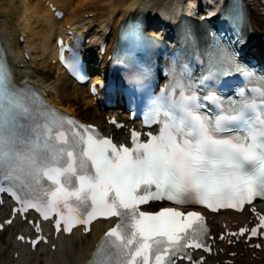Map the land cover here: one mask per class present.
Wrapping results in <instances>:
<instances>
[{
    "label": "snow or ice",
    "instance_id": "1",
    "mask_svg": "<svg viewBox=\"0 0 264 264\" xmlns=\"http://www.w3.org/2000/svg\"><path fill=\"white\" fill-rule=\"evenodd\" d=\"M227 11L238 18L239 0H233ZM127 35L141 39L137 27ZM206 59L202 81L232 72L251 80L234 53L218 41L206 51ZM252 91L259 103L220 105L218 114L209 118L198 111L202 105L190 86L176 80L171 93L158 98L147 116L149 123L161 125L158 134L141 143L134 132L129 148L76 125L54 109L29 107L13 90L7 67L0 63V189L11 187L25 210L35 208L44 219L55 213L60 217L55 224L58 232L61 222L70 233L77 224L117 217L119 222L105 233L90 264L191 260L186 248L209 251L203 242L208 231L204 217L171 207L150 213L140 206L167 199L178 205L199 203L212 211L242 210L256 197L264 199V79ZM44 179L55 186L50 199L35 194ZM73 198L75 214L64 215L59 204L68 207ZM257 215L264 228V215ZM246 231L241 228L239 234ZM251 234L256 236L257 228Z\"/></svg>",
    "mask_w": 264,
    "mask_h": 264
},
{
    "label": "bare ground",
    "instance_id": "2",
    "mask_svg": "<svg viewBox=\"0 0 264 264\" xmlns=\"http://www.w3.org/2000/svg\"><path fill=\"white\" fill-rule=\"evenodd\" d=\"M49 1L65 12L62 20L58 21L52 16L45 5L46 0H0L1 32L5 36L9 50L14 56L13 61L18 68L19 65H23L22 68H19L20 72L47 91L54 105L59 106L68 114L80 116L79 118L83 117L87 123L108 128L102 117L103 113L97 108L92 111L85 107H83V111L78 109L79 97H82L85 106L91 105L87 89L70 82L57 65L51 64L54 37L64 32L66 25L78 23L82 25L83 30L96 25L92 31L98 37L103 36L102 30L106 31L108 27H111L110 38H113L117 34L120 21L128 16L134 19L141 14L155 24L163 22L169 24L171 14L174 13L171 11L173 7H177V12H187L185 10L187 8H182L180 0ZM245 1L258 36L264 35V0ZM89 14L91 17L85 19L84 15ZM113 17L114 19L110 25ZM20 36L25 38L23 44L19 43ZM23 49L29 53V60L24 59ZM53 72L55 73V79L52 80L51 75ZM81 111L85 117L80 114ZM115 134L123 137L122 132H116ZM240 217L229 213L223 220ZM243 219L245 220L246 217ZM106 225L99 222L93 226L90 234L86 236L74 232L67 238L59 239L57 249L54 252L39 248L36 253L30 254L19 250L18 258L14 260L11 257V254L17 251L14 247V237L22 226L17 223L6 230V245H1L0 253H3L6 247L10 248V252L1 259L0 264H79L83 261L84 255L90 250L95 237ZM221 246L223 247V245ZM256 256L257 259L248 261L246 264H264L262 254L256 253ZM240 260L238 264H240Z\"/></svg>",
    "mask_w": 264,
    "mask_h": 264
},
{
    "label": "rangeland",
    "instance_id": "3",
    "mask_svg": "<svg viewBox=\"0 0 264 264\" xmlns=\"http://www.w3.org/2000/svg\"><path fill=\"white\" fill-rule=\"evenodd\" d=\"M36 25H37V24H36ZM37 62H38V61H37ZM51 76H52V80L55 79V78H54V77H55V73H54V72H53V74H52ZM81 98H82V97H79V101H78V102H79V103H78V105H79V108H78V109H79V110L84 109L83 107H85V108H87V109H89V110H91V111H92L94 108H96L95 106H92V105H89V106L86 105V106H85V102H84ZM80 102H81L82 104H83V103H84V104L82 105ZM87 106H88V107H87ZM96 110H97V109H96ZM82 111H83V110H82ZM82 111H81V113H80L81 115H83V114H82ZM102 113H103V116H102V117L104 118L106 112H102ZM83 116H84V115H83ZM79 117H80V116H79ZM84 117H85V116H84ZM81 118L84 120L83 117H81ZM1 237H2V238H1ZM6 238H7V233H6V232L0 234V247H1V245H4V246L6 245ZM9 252H10V249L6 247V249L4 250V252H3V253H0V262H1V259H2V258H4L5 256H7V255L9 254Z\"/></svg>",
    "mask_w": 264,
    "mask_h": 264
}]
</instances>
